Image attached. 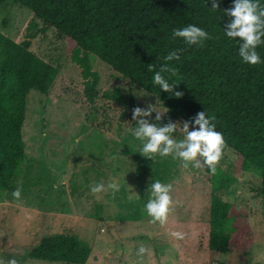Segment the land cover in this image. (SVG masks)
I'll return each mask as SVG.
<instances>
[{"label":"trees","instance_id":"1","mask_svg":"<svg viewBox=\"0 0 264 264\" xmlns=\"http://www.w3.org/2000/svg\"><path fill=\"white\" fill-rule=\"evenodd\" d=\"M13 1L57 29L67 41V60L62 73L30 49V40L17 42L0 31V192L18 176L28 97L38 91L59 107L84 109L85 120L107 129L117 124L122 129L126 121L134 126L132 109L148 103L166 107L159 123L171 120L178 128L206 109L223 135L220 158L232 150L245 170H256L264 197V44L257 47L260 63L242 62L239 39L224 35L232 19L224 10L233 6L232 0H219L216 10L212 0ZM189 24L205 29L210 38L203 45H187L172 36L174 29ZM174 49L181 50L179 60L160 59ZM165 63L177 69L179 98L152 84L153 72ZM154 117L155 112L149 119ZM119 155L136 157L128 146ZM200 170L206 181L216 183V164L215 172L207 165ZM200 221L210 227L209 248L214 251H232L231 245L245 251L253 243L242 212L218 194L204 206ZM90 253L78 236L57 233L44 237L25 260L85 264Z\"/></svg>","mask_w":264,"mask_h":264},{"label":"rangeland","instance_id":"2","mask_svg":"<svg viewBox=\"0 0 264 264\" xmlns=\"http://www.w3.org/2000/svg\"><path fill=\"white\" fill-rule=\"evenodd\" d=\"M0 31L17 42L30 40V49L63 73L67 41L32 10L0 0ZM85 114L31 91L22 128L24 159L13 185L0 192V259L70 264L25 260L44 237L69 233L91 248L85 264H264L260 175L245 170L240 156L227 150L216 162L218 177L211 184L190 162L184 167L178 158L152 161L135 152L139 143L128 121L122 129L118 124L107 129L85 120ZM174 136L180 138L178 132ZM124 146L134 152V160L119 155ZM153 180L171 185L163 222L144 209ZM95 183H103L104 190L93 193ZM110 183L117 189L107 187ZM17 188L20 197L12 195ZM213 194L242 212L253 239L248 250L209 248L210 227L200 214Z\"/></svg>","mask_w":264,"mask_h":264},{"label":"clouds","instance_id":"3","mask_svg":"<svg viewBox=\"0 0 264 264\" xmlns=\"http://www.w3.org/2000/svg\"><path fill=\"white\" fill-rule=\"evenodd\" d=\"M233 6L224 11L232 17L224 29V35L228 38H238V55L242 62L248 64H258L261 56L257 47L264 44V6L262 0H232ZM219 7V0H212L211 9ZM172 36L180 38L187 45H203L204 41L210 38V33L196 24H189L183 28H176L172 31ZM180 49L168 51L162 58L163 61L173 62L179 60ZM153 66L149 64V71ZM177 76V69L171 63L163 64L159 70L153 72L152 84L158 86L160 91H166L169 95L179 98L183 95L181 91H176L178 84L174 79ZM145 94V93H143ZM140 94V95H143ZM158 102L148 103L145 107L136 106L132 109L130 135L134 141L139 143L138 150L143 157L152 161L158 156L173 159H180L184 167H188L189 162L193 168H200L207 165L210 172H215V164L221 156L224 143L223 135L216 130L214 117L205 110L196 113L193 119L185 120L177 127V122L169 120L166 124H160L164 114L168 109L157 107ZM155 112L154 119H149ZM190 124L192 125L190 129ZM198 126V127H197ZM179 133L180 138H176L174 133ZM107 187L117 189V185L110 183ZM103 183L90 185L93 193L104 190ZM171 185L162 183L160 180H153L147 187L149 199L144 204L147 214L154 220L164 221L170 205ZM14 197H20V189L13 191ZM179 235V234H177ZM144 251L143 248L140 249ZM0 264H18L13 256L7 261L0 259Z\"/></svg>","mask_w":264,"mask_h":264}]
</instances>
